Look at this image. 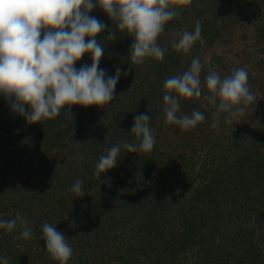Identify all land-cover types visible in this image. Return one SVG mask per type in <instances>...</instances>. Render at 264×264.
Returning <instances> with one entry per match:
<instances>
[{"label":"trees","instance_id":"obj_1","mask_svg":"<svg viewBox=\"0 0 264 264\" xmlns=\"http://www.w3.org/2000/svg\"><path fill=\"white\" fill-rule=\"evenodd\" d=\"M187 3L194 4L193 0H170V5L175 8H182L180 6ZM204 3H212V9L223 13L234 2L204 0ZM233 8H236V3ZM233 8L231 13L235 14L237 9ZM182 12L179 11L167 24H176ZM89 15L106 27H115L99 7ZM202 19V36L206 43L213 28L208 19ZM194 27V24L188 26L190 31H194ZM106 33L109 32L96 36L104 45V53L110 49V52L107 51L109 58H101L99 68L107 76L115 75L117 68L121 75L125 71L131 72L135 66L130 60L133 38L120 31L117 37L122 43L114 41L110 44L103 36ZM199 47L202 48L198 40L193 49L198 50ZM172 53L169 63L174 64L179 59ZM210 59L220 60V57L211 55ZM90 64V54L85 53L76 61L75 67L79 69ZM218 64L226 67L221 60ZM143 94L144 91H141L129 105L122 104V109L115 112L121 118H114L121 121V128L100 141L91 135L93 133H85V126L91 118L81 116L87 110L92 111L95 105H72L68 112L65 111L69 106L65 105L55 119L28 123L24 117L13 112L11 102L0 95V130L11 137H16L14 131L17 130L24 132L26 138L30 136L24 142L28 139L33 142L37 131L55 128L53 135L44 136L43 143L52 138L56 139L55 145L61 147L69 128L80 133L84 130L79 143L86 161L84 172L80 170V173L87 175L86 179H82L84 196L78 197L70 191L76 180L48 169L46 165L50 160L46 156H34L33 152L20 148L9 153L14 160L8 170L14 175L1 179L3 182L7 179L21 181L18 187L20 195L18 198L10 195L12 204L1 202L0 210L14 208L13 217L22 213L32 229V238H18L19 227L12 232L0 229V257H6L9 264H58L50 258L43 240L42 226L49 223L68 239L73 249L69 261L73 264H264V243L260 245L256 238L257 232H264V121H259L262 126L252 135L249 130L244 135V125L240 130L244 137L234 139L233 151L220 152L219 148L223 149L221 145L213 152H204V159L197 167L192 161L191 165L185 166L184 162L191 157L181 155L177 160L180 164L172 166L165 163L167 167L157 168L147 162V153H127L122 148L118 163L124 164L128 158H135L131 169L124 172L131 181L111 186L109 181L116 176L111 169L102 173L99 179L93 175L100 153L106 146L111 148L118 143H138L130 130L134 117L147 106L148 98H143ZM64 115L67 118H63ZM68 119L74 125L62 126L61 122ZM158 120L152 118L149 124ZM200 138L201 143L207 141V136ZM7 139L3 138L2 142L7 144ZM213 145L216 142L210 147ZM229 153H232L231 156ZM32 180L35 182L32 183ZM99 180H102L100 185ZM44 184L48 186L41 187ZM56 186H59L57 192ZM29 192L30 195L33 193L32 196ZM33 206L37 207V212H32Z\"/></svg>","mask_w":264,"mask_h":264},{"label":"clouds","instance_id":"obj_2","mask_svg":"<svg viewBox=\"0 0 264 264\" xmlns=\"http://www.w3.org/2000/svg\"><path fill=\"white\" fill-rule=\"evenodd\" d=\"M99 7L115 24V30L126 32L133 38L130 45V60L143 64L146 58L162 61L166 49L159 46L157 38L165 24L179 14L170 0H0V95L9 100L11 110L25 118L28 123L55 119L65 105L103 108L115 99V86L120 78V69L107 76L99 68L104 55L103 43L96 39L105 31V24L89 13ZM43 36L41 38V33ZM172 48L187 53L196 41L204 44L202 25L196 21L194 31L184 30L177 34ZM87 37V39H86ZM112 32L106 40L113 41ZM85 53L91 64L75 67ZM203 65L199 57L193 58L190 67L182 74L171 76L163 83L164 119L166 124H175L181 131L191 130L205 117L199 110L179 114L180 98H200L202 86L200 73ZM210 95L205 98L217 105L213 113L212 128L219 126L222 113L225 122L231 123L245 112L247 105L255 100L250 91L248 72L241 67L223 79L210 72L204 81ZM27 109L26 110V107ZM151 117L141 113L134 117L130 133L137 142L113 145L106 155H101L93 175L99 179L102 173L116 167L123 148L127 153L153 150L156 138L150 127ZM83 181L77 179L70 191L84 196ZM21 229L18 238L31 239L32 229L19 213L14 219H0V229L12 232ZM45 249L51 259L67 264L73 254L68 239L54 225L42 226ZM0 264H9L0 257Z\"/></svg>","mask_w":264,"mask_h":264},{"label":"rangeland","instance_id":"obj_3","mask_svg":"<svg viewBox=\"0 0 264 264\" xmlns=\"http://www.w3.org/2000/svg\"><path fill=\"white\" fill-rule=\"evenodd\" d=\"M236 1L237 0H233L234 3L223 13L216 12V10L212 9V3L205 4L204 0H202V2L201 0H193L194 4L187 3L184 6H180L182 8L178 7L179 11H183L181 17L177 20L178 22L173 24V26L166 23L164 31L157 38L159 46L167 50L163 60L158 61L154 58H146L143 64H135L131 72H123L114 89L115 99L103 108L93 106L91 109L92 111L87 110V112L81 115L82 117L91 118V122H87V126H85L87 129L85 133H93L91 135H94V138L98 141H100L101 138L110 137L121 128V121L114 119L121 117L120 115H116L115 112L122 109V104L129 105L133 103V98L138 96L141 91H144L143 98H148L146 101L147 106L143 109L142 113L147 112L151 119L155 117L159 118L158 121H154L150 124V127L154 130L156 142L153 150L147 153V160H149L147 162L152 164V166L156 165L157 168L167 167L168 165L165 163H169L172 166H174V164H180L177 160L181 155L191 157L186 163L184 162L185 166L191 165V161L194 163L195 167L200 166L204 159V152L208 150L209 152H213L218 149L219 146H223V149L219 148L220 152L222 150L226 152L233 151L235 145L234 147L231 146H233L234 139L239 140L248 133L252 135L258 132L256 129H260L262 126V123L259 121H264V0ZM235 3L236 8H233ZM232 8L237 9L235 14L231 13ZM202 18L208 19L211 24L210 26L213 28L208 40L203 44L205 47H199L198 50H194L192 47L187 53H178L173 50L171 45L174 39H179L177 34L184 30L190 31L188 26L190 24L195 25L197 20L201 22L203 20ZM115 27H105L104 32L110 33V31H112V33L116 35L115 40L109 41L110 44H113L114 41H118L117 44L122 43L117 37L120 31H116ZM109 33L103 36L107 37ZM116 46L117 45H115L114 48H116ZM110 48L113 49V45H110ZM107 51L110 52V49H107ZM107 51L101 58H109ZM171 53L179 59L176 60L177 62L174 64L169 63ZM211 55L220 57L221 62L226 67L223 68L222 65V68L220 67L218 64L220 60L215 59L212 61V59H210ZM196 57H199L203 65L200 73L202 96L200 98H180L181 107L178 115H190L193 110H199L204 114L205 119L191 130L181 131L179 126L175 124L165 123L163 111V83L167 78L182 74L186 71L190 67L192 59ZM259 61H261V64ZM241 67L245 68L248 72V84L250 86V91L255 95V100L250 105L246 106L242 116L238 119H234L231 123L225 122V116L227 114L222 113L219 126L217 128H212L213 113L219 101H217V105H213L205 98L210 95L207 88L204 86L205 77L210 72H216L221 79H223L225 76L230 75ZM148 110L152 113H149ZM63 118H67V116L64 115ZM238 121L241 124L238 123ZM69 123H72L70 119L62 121L61 125L65 127L66 124ZM72 124L74 125V123ZM244 125H246V129L243 135V132L240 130ZM83 129L84 127L80 130L82 131ZM54 130L55 128L47 127L43 131H37L33 142L29 139L24 142V140L30 138L29 135L27 138L24 137V132L22 133L16 130L14 131V136L16 137H11L6 132L3 131L4 133H2V130H0V179L3 177L6 178V176L12 177L11 175H14L8 170L9 164L13 159V157L9 156V153H14L18 148L24 151H31L34 156H46V158L50 160L46 167L57 171L63 177L69 175L74 181L77 179H86L87 175L80 173V170L84 172L83 169L86 161V157L82 149H80L79 143L80 139L83 138L81 134L84 130L80 133L74 128H69L64 136V141L61 142L63 143L61 147L55 145L54 140L56 139L53 140L52 138L48 140V143H43L44 136L53 135ZM247 130H249L248 133ZM239 134L241 136H239ZM205 136H207V141L201 143L202 140L200 137L204 138ZM3 138H8L7 144L2 142ZM218 139L219 141H217ZM21 140L23 141L22 148ZM214 142H216V145L211 146L213 147L211 148L210 145ZM15 143H17V145H15ZM13 145L15 147L12 149ZM109 149L110 147L106 146L101 151L100 156L106 155ZM220 152H218V154H220ZM160 153L162 154L160 155ZM231 154L232 153H229V156H231ZM124 156L126 157V154ZM134 161V157L128 158L124 164H120L117 161L116 167L111 169L115 171L113 174L116 176L110 179L109 184L115 187L123 182L131 181L124 172L127 169H131V164ZM43 170L45 171V169ZM34 180L31 182L34 183ZM12 181L13 183H11ZM5 182H3L2 179L0 180V207L1 202L7 203L8 205L12 204L10 195H12L13 198H18L20 195V189H18V187L21 186V181L7 179ZM101 183L102 180H99L98 184L100 185ZM46 184H48V182H46ZM47 186L48 185L44 184L41 187ZM94 186L95 185H93V187ZM55 191H59V186L55 187ZM90 192H92V190H90ZM32 194L33 193L30 195L29 192L30 196H32ZM32 209L34 210L32 212H37L36 206H33ZM14 210V208H10V211L0 210V219H14L15 217L11 216ZM20 215L23 216L22 213ZM256 238L258 242H260V245H263L264 232H257ZM67 264L73 263L68 261Z\"/></svg>","mask_w":264,"mask_h":264}]
</instances>
